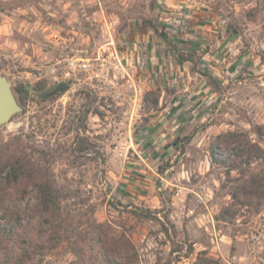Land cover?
Listing matches in <instances>:
<instances>
[{
    "label": "rangeland",
    "instance_id": "rangeland-1",
    "mask_svg": "<svg viewBox=\"0 0 264 264\" xmlns=\"http://www.w3.org/2000/svg\"><path fill=\"white\" fill-rule=\"evenodd\" d=\"M160 1L0 0V75L22 107L0 126V147L21 148L65 196L60 238L38 249L48 233L35 225V191L9 189L14 212L0 223V263L26 259L28 248L25 264H98L69 242L106 222L134 244L136 264H196L201 252L218 264H264V194L248 193L251 175L264 176V0H179L234 26L245 67L200 95L187 125L161 144L144 198L124 193L127 157L137 159L132 144L158 114L146 99L149 78L130 63L128 36L135 26L159 27ZM59 83L64 90L40 97ZM238 145L250 163L228 157ZM17 210L23 227L9 234Z\"/></svg>",
    "mask_w": 264,
    "mask_h": 264
},
{
    "label": "crops",
    "instance_id": "crops-1",
    "mask_svg": "<svg viewBox=\"0 0 264 264\" xmlns=\"http://www.w3.org/2000/svg\"><path fill=\"white\" fill-rule=\"evenodd\" d=\"M159 6L158 21L164 28L158 31L164 29L178 51L193 54L196 64L191 59L178 58L177 51L150 25L133 27L128 36L131 65L138 74L146 73L145 77L160 93L156 119L151 118L144 134L132 144V154L137 159L127 157L123 170L127 184L124 193L134 200L144 198L153 167L162 156L161 144H167L175 131L187 125L200 95L207 98L215 93L209 76L223 86L233 72L245 67V62L237 61V42L223 18L192 2L162 0ZM132 182L134 188L130 189Z\"/></svg>",
    "mask_w": 264,
    "mask_h": 264
},
{
    "label": "trees",
    "instance_id": "trees-1",
    "mask_svg": "<svg viewBox=\"0 0 264 264\" xmlns=\"http://www.w3.org/2000/svg\"><path fill=\"white\" fill-rule=\"evenodd\" d=\"M151 7H153L152 3ZM149 25L151 26L152 24L149 22ZM151 27L154 32L166 42L168 46H170L175 52L177 51L178 58L183 60L191 59L194 61L193 65L195 66L196 62L192 57L193 54L178 51L176 44L167 38L164 29L158 31L159 27L164 28L162 24H160L159 27ZM227 29L231 30L233 33H236L234 26H232L230 23L227 24ZM209 78V83L213 88L218 89L222 86L220 83L216 82L213 77L209 76ZM61 86L62 91L65 89V84L61 83ZM51 88L45 92H40V97L47 99L48 97H46V94ZM21 90H19L21 91L20 97L23 98V96L27 95L28 89L24 87ZM148 96H150L149 99L147 98ZM158 98V88L150 89L147 92L146 99L151 101V107L154 110H156L158 107ZM190 138V135L183 137L185 142H188ZM175 143L176 140L173 141V144ZM17 146L19 147V144H17ZM214 153L215 151L212 149V158L217 159ZM226 153L228 154V157L233 158V160H238L239 162H243V164L250 163V155H247V151L241 148L240 145L228 149ZM237 165L240 166V164ZM239 166L234 167L238 168ZM41 170L42 168H40L37 163L30 162V160L26 159L21 148H19V150H12L8 147V145L7 147H0V223L2 220L7 221L5 218L7 212H14V210L9 208L6 204V195H8L9 189L18 196H24L27 188L31 186L35 191L36 198V204L34 208L37 211V221L35 222V225L42 234L48 233L44 240L40 244H35V246H37L38 249H48L56 245L57 240L54 239H59L61 232L64 230L65 219H63L62 215L65 196L61 190L51 183V180L47 175L42 174ZM249 183L251 188L248 189V193H252L257 196L264 194V190H261L264 189V176L257 177L256 175H251ZM245 187L246 186L242 188ZM9 225V228L7 229L9 234L17 233L18 229H22L21 227H23V224L21 222V216L18 210L16 211V221L13 224L10 221ZM67 229L68 228L65 230L68 231ZM66 237L68 239L70 235L67 234ZM75 241H77V243ZM74 242L75 243L69 242V247L73 253H77L81 242L83 245H85V248L88 249V252H90V255L98 262V264L137 263V253L134 244L124 233H118L111 225L106 222L89 223L86 229L83 230V234L80 237H76V239L74 238ZM23 251L24 255H26L28 258L29 249L23 248ZM204 253L205 252L200 253L201 255L198 256L196 264H218L213 258L203 257L202 255ZM26 259H24V256H19L16 259L10 261L9 264H25L27 261ZM5 263L2 262L0 264Z\"/></svg>",
    "mask_w": 264,
    "mask_h": 264
},
{
    "label": "water",
    "instance_id": "water-1",
    "mask_svg": "<svg viewBox=\"0 0 264 264\" xmlns=\"http://www.w3.org/2000/svg\"><path fill=\"white\" fill-rule=\"evenodd\" d=\"M60 89L61 87L57 86L54 90L48 92L46 97L59 92ZM21 109L22 107L15 97L10 81L5 75H0V126L9 122L10 118Z\"/></svg>",
    "mask_w": 264,
    "mask_h": 264
},
{
    "label": "built area",
    "instance_id": "built-area-1",
    "mask_svg": "<svg viewBox=\"0 0 264 264\" xmlns=\"http://www.w3.org/2000/svg\"><path fill=\"white\" fill-rule=\"evenodd\" d=\"M71 64L73 65L74 62L76 63V65L80 66V67H83V68H86L88 66V61L87 59H84V58H71Z\"/></svg>",
    "mask_w": 264,
    "mask_h": 264
},
{
    "label": "flooded vegetation",
    "instance_id": "flooded-vegetation-1",
    "mask_svg": "<svg viewBox=\"0 0 264 264\" xmlns=\"http://www.w3.org/2000/svg\"><path fill=\"white\" fill-rule=\"evenodd\" d=\"M57 86H60V87L62 88L61 83H59V84H55V85L49 90V92L52 91V90H54ZM60 91H61V89H60ZM47 93H48V92H47ZM55 94H56V93H55Z\"/></svg>",
    "mask_w": 264,
    "mask_h": 264
}]
</instances>
